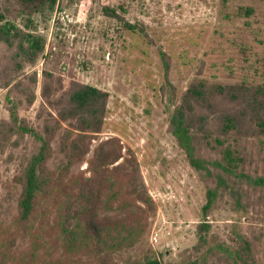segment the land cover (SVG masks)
Segmentation results:
<instances>
[{
  "label": "rangeland",
  "instance_id": "374dc122",
  "mask_svg": "<svg viewBox=\"0 0 264 264\" xmlns=\"http://www.w3.org/2000/svg\"><path fill=\"white\" fill-rule=\"evenodd\" d=\"M252 3V0H59L53 10L37 15L30 27L20 18L14 21L23 29L45 37L47 57L44 60L41 56L36 65L25 67L26 73L37 71L36 99L30 106L23 101L19 114L33 124L42 123L48 112L54 114L41 95L45 66L53 72V79L58 77L60 82L53 94L56 102L63 100L62 91L71 79L93 84L107 90L109 98L102 132L92 140L87 158L101 140L116 136L124 155L129 148L139 162L142 186L156 210L137 227L133 243L114 251V260L128 262L151 252L161 264H183L207 255L206 250L199 253L192 250L205 188L169 132L168 119L182 91L195 78L212 82L244 77L264 80V64L255 67L254 63L257 55L264 57V23H254L252 16H240L238 11L240 5ZM102 6H110L124 19L142 26L150 42L137 30L123 29L120 21L102 12ZM257 26L262 31L254 36ZM7 54L8 50L0 44V70L6 64ZM164 60L169 64L167 76ZM199 69L201 74H197ZM3 78L0 71V82ZM7 116L5 89L0 88V118ZM62 133L58 131L52 142L53 155L48 166L53 169L63 160L59 151ZM248 148L253 157L247 170L253 175L263 173L264 142L260 147L257 140L248 141ZM257 148L262 150L261 155ZM33 149L28 136L16 148L6 146L5 153L0 155V264H81L89 258L84 251L74 252L65 246L57 232H47L55 225V205L51 200L47 202L51 207L46 216L49 223L40 227L35 220L25 234L15 224L20 186L13 178ZM9 153L13 154L12 159H8ZM86 167L87 161L80 164V169ZM230 202V196L226 195L210 211L209 234L216 239L210 238L207 247L217 243L233 246L231 237L238 232H264L263 203L257 202L244 215L242 211L231 210ZM256 249L263 261L264 235L256 242Z\"/></svg>",
  "mask_w": 264,
  "mask_h": 264
},
{
  "label": "trees",
  "instance_id": "16d2710c",
  "mask_svg": "<svg viewBox=\"0 0 264 264\" xmlns=\"http://www.w3.org/2000/svg\"><path fill=\"white\" fill-rule=\"evenodd\" d=\"M252 2L240 5L239 15L252 16L257 24L264 23V0ZM57 4L59 0H0V44L8 50L6 64L0 70L4 74L0 88L5 89L8 113L0 118V155L5 153L6 146L16 148L28 136L34 147L13 178L20 186L15 224L25 234L35 220L40 227L49 223L46 216L51 207L47 202L51 200L55 205V225L47 232H57L74 252L84 251L89 258L81 264H161L151 252L128 262L114 260V251L135 241L137 227L156 207L142 186L134 152L128 148L124 155L118 137L101 140L87 158L92 140L102 132L109 92L71 79L65 88L60 84L64 88L63 100L56 102L53 94L60 82L58 77L53 79V72L45 66L41 95L54 114L48 112L40 124L19 114L23 101L30 106L36 99L37 71L26 73L25 67L36 65L41 56L44 60L47 57L45 37L14 21L20 18L30 27L37 15L53 10ZM102 12L120 21L123 29L141 32L150 42L142 26L124 19L114 8L102 6ZM255 30L254 36L262 28L257 26ZM159 50L167 60L164 51ZM166 60L165 76L169 67ZM254 63L255 67L258 63L263 65L264 57L257 55ZM197 74H201L200 69ZM60 130L63 133L59 151L63 160L53 169L48 161L53 155L52 142ZM168 130L205 188L192 250H206L207 255L183 264H264L256 249V242L264 235L262 231L238 232L231 237L233 246L217 243L207 247L210 238L216 239L209 234L207 217L220 198L229 195L231 210L244 215L257 202L264 204V172L253 175L247 170L253 157L248 141L257 140L260 147L264 142V80L193 79L169 115ZM261 151L257 148L258 154ZM12 157L9 153L8 159ZM84 161L87 167L80 169Z\"/></svg>",
  "mask_w": 264,
  "mask_h": 264
}]
</instances>
